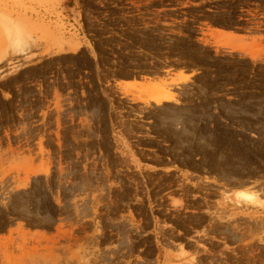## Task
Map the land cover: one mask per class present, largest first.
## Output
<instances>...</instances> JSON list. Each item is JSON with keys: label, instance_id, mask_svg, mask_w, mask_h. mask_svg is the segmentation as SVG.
Returning a JSON list of instances; mask_svg holds the SVG:
<instances>
[{"label": "rangeland", "instance_id": "1", "mask_svg": "<svg viewBox=\"0 0 264 264\" xmlns=\"http://www.w3.org/2000/svg\"><path fill=\"white\" fill-rule=\"evenodd\" d=\"M0 264H264V0H0Z\"/></svg>", "mask_w": 264, "mask_h": 264}, {"label": "crops", "instance_id": "2", "mask_svg": "<svg viewBox=\"0 0 264 264\" xmlns=\"http://www.w3.org/2000/svg\"><path fill=\"white\" fill-rule=\"evenodd\" d=\"M220 28V27H218ZM222 29V31L218 32L219 36L220 35H223L225 36L224 39H229L231 40V36L233 37L234 36V31L233 33L230 32L231 30L230 29H225V28H220ZM223 38V37H222ZM78 48V47H77ZM176 75L175 77H180V76H189V79L194 75L193 71L191 70H180L179 68L175 69L174 71H172L171 73V76ZM156 79V78H155ZM115 83L117 82H122V84L124 86H127V87H130V88H133V87H136L137 86V83H142V82H145L144 80H142V78H135V77H121L117 80L114 81ZM183 82V81H182ZM177 87V86H176ZM173 93L174 92H177L176 90H173L172 91ZM175 94V93H174Z\"/></svg>", "mask_w": 264, "mask_h": 264}, {"label": "bare ground", "instance_id": "3", "mask_svg": "<svg viewBox=\"0 0 264 264\" xmlns=\"http://www.w3.org/2000/svg\"><path fill=\"white\" fill-rule=\"evenodd\" d=\"M183 80H187L188 77L187 76H183L181 77ZM182 80V81H183ZM152 99L156 101V103H162L164 101H169V100H174V95L169 93V92H158L155 93L152 96ZM242 191V190H241ZM241 194L240 196L246 197V198H252V199H258L259 196H257V194L254 193H248V192H239L238 195Z\"/></svg>", "mask_w": 264, "mask_h": 264}]
</instances>
